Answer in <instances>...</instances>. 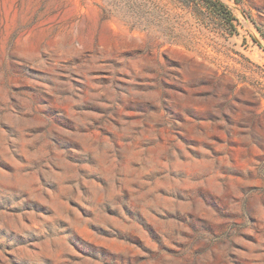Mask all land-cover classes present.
I'll list each match as a JSON object with an SVG mask.
<instances>
[{
	"label": "rangeland",
	"instance_id": "obj_1",
	"mask_svg": "<svg viewBox=\"0 0 264 264\" xmlns=\"http://www.w3.org/2000/svg\"><path fill=\"white\" fill-rule=\"evenodd\" d=\"M0 264H264V0H0Z\"/></svg>",
	"mask_w": 264,
	"mask_h": 264
},
{
	"label": "trees",
	"instance_id": "obj_2",
	"mask_svg": "<svg viewBox=\"0 0 264 264\" xmlns=\"http://www.w3.org/2000/svg\"><path fill=\"white\" fill-rule=\"evenodd\" d=\"M221 6H222V8L224 9V7H223V4H220Z\"/></svg>",
	"mask_w": 264,
	"mask_h": 264
}]
</instances>
